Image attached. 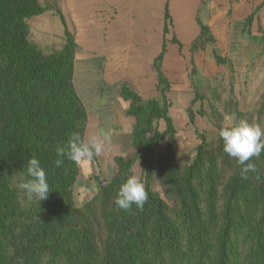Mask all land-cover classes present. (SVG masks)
Listing matches in <instances>:
<instances>
[{
	"label": "trees",
	"instance_id": "obj_1",
	"mask_svg": "<svg viewBox=\"0 0 264 264\" xmlns=\"http://www.w3.org/2000/svg\"><path fill=\"white\" fill-rule=\"evenodd\" d=\"M261 6L245 17L246 25ZM167 8L166 2L164 33L171 23ZM43 10L38 0H0V264H264V151L252 159L259 179L253 173L241 178L218 137L213 145L202 138L191 162L177 163L165 104L170 85L161 68L164 41L152 61L162 105L127 82L119 86L130 101L135 155L115 156L111 180L82 207L74 205L78 163L65 159L57 168L54 162L71 133L84 138L86 131L87 111L74 83L77 45L61 14L62 47L43 53L28 40L27 19ZM199 24L190 51L213 40ZM155 119L164 122L161 132ZM31 157L40 161L51 190L38 203L15 186ZM135 159L148 199L124 211L113 201ZM154 179L169 201L154 189Z\"/></svg>",
	"mask_w": 264,
	"mask_h": 264
},
{
	"label": "rangeland",
	"instance_id": "obj_2",
	"mask_svg": "<svg viewBox=\"0 0 264 264\" xmlns=\"http://www.w3.org/2000/svg\"><path fill=\"white\" fill-rule=\"evenodd\" d=\"M66 1L38 0L44 7L43 12L27 19L28 40L43 53L58 50L64 43L63 24L58 14L65 16L69 32L72 35L76 32L77 21L70 19L75 5ZM91 7L93 9L97 7L98 12H101L103 7L112 8L113 13H116V8L112 5L93 4ZM135 7L142 9L143 5ZM146 7L148 15L153 20L151 28L153 35L148 38V44L157 46L161 26L159 7L156 4H148ZM87 8L90 6L84 5L82 11L85 14ZM263 8L264 6H261L254 14L251 24L246 25L245 15L235 19L231 4L210 7V0H202L200 11L202 21L208 23L217 17L216 25L219 27L221 18H228L230 26L232 25V33L229 31L230 34L224 36L213 35V40L197 51H189V36L177 34L179 27L177 21L173 24L171 20L168 25V32L164 38L170 41L174 34L183 46L184 57V67L175 66L165 70L170 85L165 94V104L174 127V155L180 165L191 162L202 138L207 143L214 144L217 129L228 114L235 113L237 117L258 123L264 128ZM102 61V57H97L83 63L84 66L77 64L74 76L75 87L88 112L89 122L94 124L92 128L89 123L84 139L99 127L98 121L100 127L110 135V144L100 156L78 163L79 172L72 188L73 203L78 208L91 200L99 192L100 187L111 180L117 169L115 156L135 155V149L130 143L134 119L126 115L130 101L123 100L120 96V85L113 87L101 79ZM140 74L148 78L149 83V91H142L140 96L157 97L162 105L158 92V78L153 67L120 69L118 78H127L128 81L124 79L122 82L134 83L137 89L147 88L148 86H140L137 82L141 79ZM154 126L158 132L165 128L161 119H155ZM164 147L165 143L161 142L156 148L157 152H161ZM130 172L141 178L139 159H135ZM152 186L164 200L169 201L164 187L156 179L153 180Z\"/></svg>",
	"mask_w": 264,
	"mask_h": 264
},
{
	"label": "crops",
	"instance_id": "obj_3",
	"mask_svg": "<svg viewBox=\"0 0 264 264\" xmlns=\"http://www.w3.org/2000/svg\"><path fill=\"white\" fill-rule=\"evenodd\" d=\"M66 2L75 5L73 16H70V19L74 22L77 21L78 26L76 27L75 25L76 32L73 35L77 45L74 56L75 74L77 64L82 65L97 57H102L103 61L100 66L101 79L104 80V83L113 87L120 85L122 81H128L127 78H118L120 69H140L144 66L150 69L154 57L161 50L163 41L165 42V53L161 68L164 74L167 68L184 67L181 42L177 40L174 34H172V37H175L178 43L172 42L171 39L167 41L164 38V35L168 32L164 33V5L166 2L173 24L174 21L178 22L177 34L190 37L188 40L189 51L191 42L200 32L199 21L208 26L211 36H224L228 33L230 34V32L232 33V25L230 26L228 18L222 17L219 27L216 25L217 17L208 23L202 21L200 17L202 0H67ZM93 4L112 5L116 8V13H113L112 8L104 9V7L101 12H98L97 7H94V9L91 7ZM148 4H156L159 7V22L161 26L159 28L157 46L148 44V38L153 35L151 30L153 20L148 15V7H146ZM225 4H231L235 19H239L243 15L246 17L257 5L264 6V0H210V7ZM84 5L90 6V8H87L86 14L82 11ZM137 5H143V8L135 7ZM63 18L67 26L65 16ZM135 44H138V46H134ZM197 50H200V48ZM139 77L141 79L137 82H139L140 86H148V89L143 87L137 89L131 81V84H128L139 94L145 90L149 91L148 78L143 77L141 74ZM89 123L90 127L93 128L94 124L91 121L89 122L87 112L86 129ZM98 126H101L100 121H98Z\"/></svg>",
	"mask_w": 264,
	"mask_h": 264
},
{
	"label": "clouds",
	"instance_id": "obj_4",
	"mask_svg": "<svg viewBox=\"0 0 264 264\" xmlns=\"http://www.w3.org/2000/svg\"><path fill=\"white\" fill-rule=\"evenodd\" d=\"M217 137L222 141L223 151L235 160L239 166V175L247 179L249 173L255 174L259 179L254 157H259L264 151V128L255 122H249L231 113L225 116L224 122L217 129ZM110 144V135L102 127L96 128L87 139L79 133L69 135L67 142L56 148L58 159L55 166L61 167L64 160L80 163L85 160H93L100 156ZM15 186L23 191L28 200L37 203L47 198L51 191L47 175L40 161L31 157L26 161V170L15 183ZM148 199V193L142 179L135 175H128L119 185L114 204L117 208L130 211L132 206L142 208Z\"/></svg>",
	"mask_w": 264,
	"mask_h": 264
}]
</instances>
